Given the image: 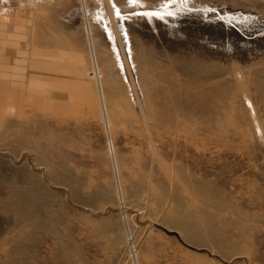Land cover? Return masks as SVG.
<instances>
[{"label":"rangeland","instance_id":"374dc122","mask_svg":"<svg viewBox=\"0 0 264 264\" xmlns=\"http://www.w3.org/2000/svg\"><path fill=\"white\" fill-rule=\"evenodd\" d=\"M112 1L171 0H21L0 32V264H264V0L191 1L257 16L211 55L110 45Z\"/></svg>","mask_w":264,"mask_h":264},{"label":"bare ground","instance_id":"6f19581e","mask_svg":"<svg viewBox=\"0 0 264 264\" xmlns=\"http://www.w3.org/2000/svg\"><path fill=\"white\" fill-rule=\"evenodd\" d=\"M82 1L84 2V0H82ZM191 1L192 0H171L169 2H166V4H162V5L158 4L153 8H145V7L135 6L134 9H131L133 11L130 10L129 12H125V11L121 10V8L118 7L114 1H112V4L115 8V11H114L112 18H110V19L107 18L105 13L101 12V13H97V16L99 18V20L98 19L97 20H98V23L102 27H104L103 28L104 31L105 30L107 31V32L106 31L103 32L104 39L105 38L106 39H108V38L112 39L113 38L112 42H109L110 45H112V46H113V44H111V43H113L115 37H116V40L119 37V39L121 41V39H122L121 33L122 32L124 33V37H127L128 43H130V45H131V41H132L131 33H132V36H134V35L136 36L137 34H139L142 31L141 30L139 32L137 30V27H140V28L146 29V31L149 32L148 35H146V36H147V38H149L151 40H155V38L161 37L164 34L169 35L171 37V39L174 38L175 40H178L179 42H181L182 46L184 48H186V50L183 48L182 53L187 52L188 48L191 49L192 47H196L199 43H201V41H204L205 45H203V43H201V44H199L200 47H198V48H201L202 50H204L203 52H205L206 54L211 55V54H214L213 53L214 50L212 48L213 44L212 43L209 44L210 43L209 39H212L215 41V40H222L223 37H225V39H226V37L229 38L234 34L237 35L238 29H239L238 31L242 30V32L244 33L245 30L243 29V25H241V24L246 23L248 20H251V19L257 17L256 15L251 16L247 13L246 14L243 13V14L235 15L234 19L232 18V20L228 17H226V19H225V17L223 18V16H222L223 14L219 13L220 14L219 16H214L212 14V12H210L211 9L209 7L199 8L196 6V4H193ZM139 3H141V5L143 4L141 0H139ZM210 7H212V6H210ZM117 10H119V16L117 15ZM83 15L85 16V19L87 20V29L89 31V40H90L91 47H92L93 46L92 23H91L92 20L90 21V19L88 18L86 6L84 9ZM211 17H213V18H211ZM111 20H112V22H111ZM236 20H238V23H236ZM259 20H260V18H259ZM225 21L226 22L232 21V22L236 23L238 25L237 26L238 29L232 28L231 26H229V23H226ZM184 22L187 23L186 26L179 28L178 25H180L181 23H184ZM128 24H129V27L131 29V33L129 32ZM212 33H213V35L211 36L210 34H212ZM120 36H121V38H120ZM109 41H111V40H109ZM260 41H262V40L260 39ZM263 41H264V39H263ZM227 43H229L230 45H227ZM227 43L225 45L229 46V47L225 48L224 50H222L220 52L223 54L234 55L235 52L233 54V51L236 50L234 48L235 43H232L231 41H229ZM237 43L238 42H236V44ZM195 44H197V45H195ZM254 44L256 45V43H254ZM258 44H260V43H258ZM242 46H243V44H242ZM203 47H205V49H203ZM263 47H264V45H263ZM174 48H176V47H174ZM199 51H200V49H199ZM241 51H242V49H241ZM257 51H260V49ZM263 51H264V49H263ZM240 53L241 52H238V54H240ZM255 55L257 56L258 53ZM262 55H263V53L260 56H262ZM237 56L239 58V55H237ZM237 56L235 55V57H237ZM213 57H215V56H213ZM235 57H232V58H235ZM204 58H206V57H204ZM119 63L121 64L120 61H119Z\"/></svg>","mask_w":264,"mask_h":264},{"label":"crops","instance_id":"0c3cea01","mask_svg":"<svg viewBox=\"0 0 264 264\" xmlns=\"http://www.w3.org/2000/svg\"><path fill=\"white\" fill-rule=\"evenodd\" d=\"M20 1L21 0H0V32L3 31V33L9 36H16L17 29L21 26L24 27V24H26V19L22 17L24 14L22 12H24L25 9ZM36 58L42 59V55L35 56L34 59Z\"/></svg>","mask_w":264,"mask_h":264},{"label":"snow or ice","instance_id":"6c2138e0","mask_svg":"<svg viewBox=\"0 0 264 264\" xmlns=\"http://www.w3.org/2000/svg\"><path fill=\"white\" fill-rule=\"evenodd\" d=\"M133 2H135V0H133ZM117 15L119 16V10H117Z\"/></svg>","mask_w":264,"mask_h":264}]
</instances>
